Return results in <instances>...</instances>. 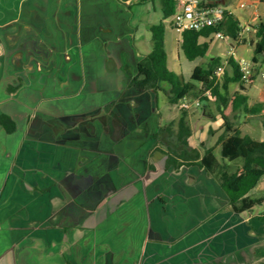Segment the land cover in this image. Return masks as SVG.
<instances>
[{"label": "crops", "instance_id": "1", "mask_svg": "<svg viewBox=\"0 0 264 264\" xmlns=\"http://www.w3.org/2000/svg\"><path fill=\"white\" fill-rule=\"evenodd\" d=\"M256 1L202 0L239 22L241 40H220L214 57L251 65L245 94L263 107L247 118L264 116V52L253 60L264 0ZM171 19L160 0H0V115L15 125L8 132L0 124V264L264 259V213H252L257 205L234 211L218 180L179 155L213 147L158 149L169 129L158 122L167 84L159 92L131 84L161 20L168 66L182 65ZM215 39L201 41L210 51ZM251 132L262 141L264 131ZM259 189L264 175L250 193Z\"/></svg>", "mask_w": 264, "mask_h": 264}, {"label": "trees", "instance_id": "2", "mask_svg": "<svg viewBox=\"0 0 264 264\" xmlns=\"http://www.w3.org/2000/svg\"><path fill=\"white\" fill-rule=\"evenodd\" d=\"M163 18H172L177 11L175 0H160ZM214 5V4H210ZM223 30L230 37L237 38L241 28L238 20L231 15L227 24L219 27H206L200 30L187 29L181 33L180 51L189 60L206 56L209 50V43L201 41L203 37H209L217 30ZM164 20L151 26L153 48L152 51L142 58L138 63V73L132 79V86L139 91L148 89L159 92L166 83L168 88L166 94L171 105L179 103L182 98H201L202 109L209 105L211 100L216 101L221 107L222 114L227 117L229 114H237L240 109L242 115L259 113L263 105H249L245 94L247 86L241 78L239 64L235 59L229 58L228 64L232 72L225 71L220 82H215L213 72L222 60L219 57L212 58L206 67L196 66L191 73L190 79L185 80L180 74L171 70L168 66V56L165 48ZM257 35L261 38L254 44L255 57L264 52V22H261L257 29ZM238 83L239 89L232 92L231 84ZM211 90V95L206 96L205 92ZM184 120L181 121V131L184 132ZM264 128V116H263ZM0 124L11 132L15 125L7 115H0ZM185 134V132H184ZM183 135V133H182ZM184 136V135H183ZM221 144V159L213 152V148L205 149L201 155L197 150L179 154L185 159H190L201 167H204L213 175L228 195L229 203L236 212L250 210L253 206L264 202L263 196H253L250 191L257 185L264 175V136L259 144L253 145L246 152L241 144L236 143L233 137L223 134L219 138ZM244 144L252 140L245 136ZM199 159V160H198Z\"/></svg>", "mask_w": 264, "mask_h": 264}, {"label": "rangeland", "instance_id": "3", "mask_svg": "<svg viewBox=\"0 0 264 264\" xmlns=\"http://www.w3.org/2000/svg\"><path fill=\"white\" fill-rule=\"evenodd\" d=\"M222 42V41H221ZM222 45L220 44V40H212L210 43V51L206 54V56L202 58H196L194 60H189L185 58V56L181 53V63L182 65L176 67L174 64L172 65L175 68H171L175 72H181L184 75L185 80H189L192 71L196 66L206 67L208 62L214 57L215 54H220L222 51ZM178 68V69H177ZM262 79L260 76L257 78V83H262ZM234 86V85H233ZM165 99V98H163ZM220 106L216 101L211 100L209 105L202 109L200 108H192L190 110L183 109L180 106V103L177 104H169L166 102L159 109L158 113V122L163 123L164 126L169 127L167 131H162L159 133V139L162 141L159 144V148L164 152H171L174 148L180 149V142L183 144H190L192 142L197 143L202 146V142H206V146H211L214 149L215 154L218 158L221 159L220 148L218 147L219 138L221 135L226 134L234 138L236 143L241 144L243 151L246 152L247 149L252 147L253 145L259 144V140L252 136V132L258 128L259 131H264L263 128V117H250L240 116L242 111H239L237 114H229L225 117L220 110ZM184 120V132L181 130V121ZM250 130V131H249ZM183 133V135H182ZM249 137L252 142L248 144H244V137ZM178 145V147H177ZM169 146H172L169 149ZM205 146V147H206ZM174 147V148H173ZM174 151V150H173ZM162 154V153H160ZM163 155V154H162ZM253 196H263L264 190L259 189L252 193ZM253 214H263L264 206L257 205L252 211ZM259 227H263L264 222L259 220ZM264 247V242L260 245L259 250ZM251 250V249H250ZM246 253L251 255V251ZM227 264H243L240 261H231L227 262ZM259 264H264V259L259 262Z\"/></svg>", "mask_w": 264, "mask_h": 264}, {"label": "built area", "instance_id": "4", "mask_svg": "<svg viewBox=\"0 0 264 264\" xmlns=\"http://www.w3.org/2000/svg\"><path fill=\"white\" fill-rule=\"evenodd\" d=\"M177 3V11L171 19V25L178 32L182 33L187 29L200 30L206 27H219L227 24L232 13L222 6L202 4V0H175ZM255 4L257 1L252 0ZM244 6V4H241ZM248 28V27H247ZM219 40L229 39V35L223 30L219 29L213 33ZM235 42L241 40V35L238 34L237 38H233ZM242 81L246 86L250 85L254 79V72L252 67L246 61H239ZM228 62H221L213 72L215 82H220L225 74ZM206 96L211 95V90L205 92ZM180 106L183 109H192L202 107L203 101L201 98L189 99L182 98Z\"/></svg>", "mask_w": 264, "mask_h": 264}]
</instances>
